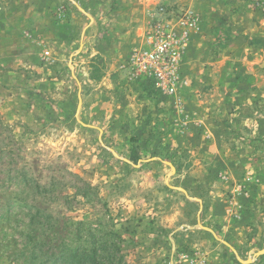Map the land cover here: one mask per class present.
<instances>
[{
	"label": "rangeland",
	"instance_id": "obj_1",
	"mask_svg": "<svg viewBox=\"0 0 264 264\" xmlns=\"http://www.w3.org/2000/svg\"><path fill=\"white\" fill-rule=\"evenodd\" d=\"M159 6L196 17L172 93L131 69ZM263 249L264 0H0V264Z\"/></svg>",
	"mask_w": 264,
	"mask_h": 264
},
{
	"label": "built area",
	"instance_id": "obj_2",
	"mask_svg": "<svg viewBox=\"0 0 264 264\" xmlns=\"http://www.w3.org/2000/svg\"><path fill=\"white\" fill-rule=\"evenodd\" d=\"M173 13L163 6L151 17L147 36L149 49L132 58L131 69L135 77L151 78L156 88L172 93L177 77L181 51L186 46L188 31L195 26L196 17L186 12L177 19L179 31L174 30ZM169 91V92H168Z\"/></svg>",
	"mask_w": 264,
	"mask_h": 264
},
{
	"label": "crops",
	"instance_id": "obj_3",
	"mask_svg": "<svg viewBox=\"0 0 264 264\" xmlns=\"http://www.w3.org/2000/svg\"><path fill=\"white\" fill-rule=\"evenodd\" d=\"M158 2V0L156 1V0H151V4H156ZM144 5H146V4H144ZM151 8V6H150V4L149 5H147L146 7H145V9L146 10H148V9H150ZM200 202H202V201H200ZM215 206V201H213L212 202V207H214ZM201 211L199 210L198 211V214L200 213ZM215 214H216V212H215ZM187 230H189L188 229V226H186L185 227ZM184 228V229H185ZM181 229V230H180ZM184 229L182 230V228H172V249L173 250H175V248L177 249V248H181V244L182 243H184V241H183V239L181 238L180 239V237H179V235H181V233H182V235L181 236H184L183 235V232H188V231H184ZM193 230H191V232H192ZM211 232V231H210ZM212 234H214V232L212 231L211 232ZM214 236L216 237V235L214 234ZM225 243V242H224ZM226 245H228V247H229V244H227V243H225ZM230 248H232L233 249V247H230ZM234 250V249H233ZM261 256V255H260ZM260 256H257V257H255V254H254V256L251 258V259H248L249 260V262L247 263L246 261H248V260H246V261H244V263L245 264H250V263H252L254 260H256V258H258V257H260ZM240 262H242L241 260H239Z\"/></svg>",
	"mask_w": 264,
	"mask_h": 264
},
{
	"label": "water",
	"instance_id": "obj_4",
	"mask_svg": "<svg viewBox=\"0 0 264 264\" xmlns=\"http://www.w3.org/2000/svg\"><path fill=\"white\" fill-rule=\"evenodd\" d=\"M264 254V249L263 250H261V251H258L257 253H255V257H257V256H260V255H263ZM247 263L249 262V260L248 261H246Z\"/></svg>",
	"mask_w": 264,
	"mask_h": 264
}]
</instances>
